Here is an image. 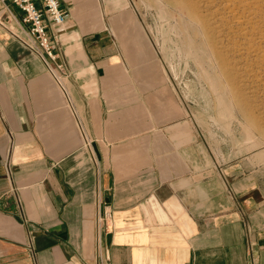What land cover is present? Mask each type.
Returning a JSON list of instances; mask_svg holds the SVG:
<instances>
[{
  "label": "crops",
  "instance_id": "1",
  "mask_svg": "<svg viewBox=\"0 0 264 264\" xmlns=\"http://www.w3.org/2000/svg\"><path fill=\"white\" fill-rule=\"evenodd\" d=\"M60 1L43 57L0 0V264H264V194L240 157L142 72L158 65L131 21Z\"/></svg>",
  "mask_w": 264,
  "mask_h": 264
},
{
  "label": "rangeland",
  "instance_id": "2",
  "mask_svg": "<svg viewBox=\"0 0 264 264\" xmlns=\"http://www.w3.org/2000/svg\"><path fill=\"white\" fill-rule=\"evenodd\" d=\"M84 3L108 5L105 17L132 22L124 35L138 29L143 50L156 59L146 62L158 65L142 72L174 80L183 113L197 115L206 145H222L231 161L239 156L264 194V0Z\"/></svg>",
  "mask_w": 264,
  "mask_h": 264
},
{
  "label": "built area",
  "instance_id": "3",
  "mask_svg": "<svg viewBox=\"0 0 264 264\" xmlns=\"http://www.w3.org/2000/svg\"><path fill=\"white\" fill-rule=\"evenodd\" d=\"M23 12V20L29 24V30L36 40L35 49L44 57H54V44L48 32V22L54 25H63L69 11L62 7L60 0H12ZM0 24H5L4 17L0 14ZM112 213L107 209L104 219L109 222ZM253 264L255 261L253 260Z\"/></svg>",
  "mask_w": 264,
  "mask_h": 264
}]
</instances>
